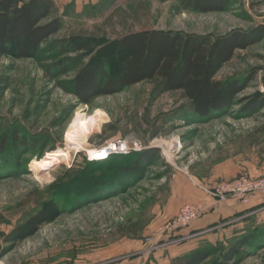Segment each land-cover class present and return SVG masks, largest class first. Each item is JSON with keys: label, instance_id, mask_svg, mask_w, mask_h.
Masks as SVG:
<instances>
[{"label": "rangeland", "instance_id": "1", "mask_svg": "<svg viewBox=\"0 0 264 264\" xmlns=\"http://www.w3.org/2000/svg\"><path fill=\"white\" fill-rule=\"evenodd\" d=\"M58 10L63 29L34 55L19 58L13 45L0 49V261L181 264L211 248L203 264H264V204L255 205L264 198V107L250 105L262 90L264 40L237 51L218 72L239 92L204 116L178 93L161 94L158 79L87 102L72 85L86 64L104 60L115 72L113 42L128 32H247L264 25V0H229L224 11L210 13L183 11L178 0H99ZM75 129L82 132L68 142ZM119 140L135 151L88 161L91 151ZM146 152L152 157L135 170L115 171ZM47 201L59 216L22 242L10 241ZM184 208L220 218L200 232L162 240ZM241 238L245 244L235 245ZM233 246L236 255L222 257Z\"/></svg>", "mask_w": 264, "mask_h": 264}, {"label": "trees", "instance_id": "2", "mask_svg": "<svg viewBox=\"0 0 264 264\" xmlns=\"http://www.w3.org/2000/svg\"><path fill=\"white\" fill-rule=\"evenodd\" d=\"M117 1L120 0H111ZM228 2L178 0L183 11L196 13L224 11ZM50 17L53 18L41 24ZM63 27V18L53 0H0V49L4 51L5 45H13L19 58L34 55L44 40L58 34ZM262 40L264 25L247 32L235 31L220 36L155 29L128 32L113 42L119 58L117 70L110 72L104 60L94 65L86 64L72 80L74 93L87 102L96 96L113 95L127 87L158 79L161 94L178 93L195 114L204 116L227 107L239 92L238 83L231 79H217L218 72L237 51H245ZM66 48L67 44L63 43L62 51ZM250 105L257 109L264 107V93L257 92ZM151 157L152 154L146 152L134 160L131 167L114 169L118 173H129L138 167V161L145 162ZM110 170L113 171L112 168ZM58 216L59 207L54 201H47L9 239L20 243ZM245 241L241 238L235 245H243ZM234 246L222 257L235 254L237 249ZM211 253V248L196 250L181 264H203Z\"/></svg>", "mask_w": 264, "mask_h": 264}, {"label": "built area", "instance_id": "3", "mask_svg": "<svg viewBox=\"0 0 264 264\" xmlns=\"http://www.w3.org/2000/svg\"><path fill=\"white\" fill-rule=\"evenodd\" d=\"M113 146H114L113 149L111 148V144L108 147H104L102 149H99L98 154H94L98 151H91V153H89L87 155V159H89L88 157H90L91 154H94L93 158L99 157V161H100L101 156H102V159H104V158L106 159V157H109L112 154H118V155L119 154H127L131 151H135V149H131L128 146L126 141H120L119 140V141L113 142ZM89 161L92 162V159H89ZM261 184H263L262 188H264V175L261 177ZM250 189H255V188H250ZM258 189H260V188H258ZM243 190L248 191L245 189H243ZM223 192H230V189L225 188V189H223ZM245 196H246V194H245ZM245 196L244 195L242 196L244 202L247 201V196L246 197ZM202 214H203V212L200 208H199V210H196L195 208H184L181 211V214L178 215L177 219L173 223L172 229L169 230V232L175 233L176 231L180 230L181 227H185V226L189 225L192 221L200 218ZM174 238H177V236H174ZM0 264H4V263L0 261Z\"/></svg>", "mask_w": 264, "mask_h": 264}, {"label": "crops", "instance_id": "4", "mask_svg": "<svg viewBox=\"0 0 264 264\" xmlns=\"http://www.w3.org/2000/svg\"><path fill=\"white\" fill-rule=\"evenodd\" d=\"M55 2V4L58 6H68V5H74L76 8V11H79L83 8L84 5H87L89 3H97L99 0H53ZM264 204V198L260 197L259 199H257V201L255 202V205H263ZM248 209H252L251 205L248 206H240L238 209L235 210V212L233 211H229L225 214L226 216H229L231 214L237 213V212H241L244 210H248ZM220 217H211V218H199L196 219L194 221H192L186 228L180 229L178 231H176L175 233H171V232H167L166 234L161 236V239L166 241L169 238H173L174 236L177 237H183L187 234L193 233V232H200L202 230H204L206 227L213 225L214 223H216L219 220ZM206 239L210 240L211 236H205Z\"/></svg>", "mask_w": 264, "mask_h": 264}, {"label": "bare ground", "instance_id": "5", "mask_svg": "<svg viewBox=\"0 0 264 264\" xmlns=\"http://www.w3.org/2000/svg\"><path fill=\"white\" fill-rule=\"evenodd\" d=\"M81 132H82L81 130L75 129V130H73V132L69 133V134L67 135V140H68V142L73 143L74 140H75V137L78 136ZM83 134H84V133H83ZM111 148H112V149L114 148L113 144H111ZM116 150H117V149H116ZM98 153H99V151L96 152V154H98ZM94 154H95V153H94ZM103 156H104V155H103ZM88 158H89V159H92V160H99V159H98L99 157L93 159V155H91V156L88 157ZM89 159H88V161H89ZM101 159H102V156L100 157V160H101Z\"/></svg>", "mask_w": 264, "mask_h": 264}, {"label": "water", "instance_id": "6", "mask_svg": "<svg viewBox=\"0 0 264 264\" xmlns=\"http://www.w3.org/2000/svg\"><path fill=\"white\" fill-rule=\"evenodd\" d=\"M263 68H264V65H263ZM261 92L264 93V75H263V78H262V90H261Z\"/></svg>", "mask_w": 264, "mask_h": 264}]
</instances>
